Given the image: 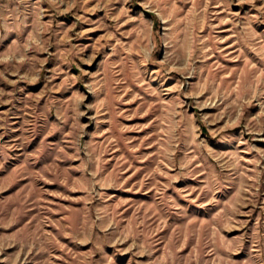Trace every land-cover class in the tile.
<instances>
[{
  "label": "rangeland",
  "instance_id": "rangeland-1",
  "mask_svg": "<svg viewBox=\"0 0 264 264\" xmlns=\"http://www.w3.org/2000/svg\"><path fill=\"white\" fill-rule=\"evenodd\" d=\"M0 264H264V0H0Z\"/></svg>",
  "mask_w": 264,
  "mask_h": 264
}]
</instances>
